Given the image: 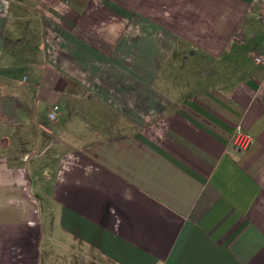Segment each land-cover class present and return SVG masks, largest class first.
<instances>
[{
  "label": "crops",
  "instance_id": "0c3cea01",
  "mask_svg": "<svg viewBox=\"0 0 264 264\" xmlns=\"http://www.w3.org/2000/svg\"><path fill=\"white\" fill-rule=\"evenodd\" d=\"M252 1L0 0V264H264Z\"/></svg>",
  "mask_w": 264,
  "mask_h": 264
},
{
  "label": "built area",
  "instance_id": "2783aa9c",
  "mask_svg": "<svg viewBox=\"0 0 264 264\" xmlns=\"http://www.w3.org/2000/svg\"><path fill=\"white\" fill-rule=\"evenodd\" d=\"M252 5L256 8L258 18L264 19V0H253ZM259 59V58H257ZM58 105L53 104L48 112L50 119L57 117ZM252 142V137L240 127H237L231 136L230 147L233 149H244Z\"/></svg>",
  "mask_w": 264,
  "mask_h": 264
},
{
  "label": "rangeland",
  "instance_id": "374dc122",
  "mask_svg": "<svg viewBox=\"0 0 264 264\" xmlns=\"http://www.w3.org/2000/svg\"><path fill=\"white\" fill-rule=\"evenodd\" d=\"M258 17V16H257ZM260 19V18H258ZM61 253V251L59 252H56L55 253H51L50 256H49V261H50V264H68V260L67 259L69 257V255H64L66 252H62V256L59 255ZM86 261H88V259L86 258Z\"/></svg>",
  "mask_w": 264,
  "mask_h": 264
}]
</instances>
